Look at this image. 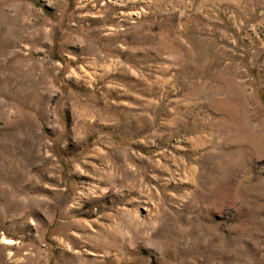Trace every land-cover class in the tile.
<instances>
[{
  "label": "rangeland",
  "instance_id": "374dc122",
  "mask_svg": "<svg viewBox=\"0 0 264 264\" xmlns=\"http://www.w3.org/2000/svg\"><path fill=\"white\" fill-rule=\"evenodd\" d=\"M0 264H264V0H0Z\"/></svg>",
  "mask_w": 264,
  "mask_h": 264
}]
</instances>
